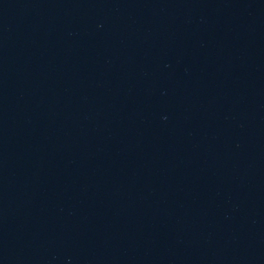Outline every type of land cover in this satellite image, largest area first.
Returning a JSON list of instances; mask_svg holds the SVG:
<instances>
[{
	"label": "water",
	"instance_id": "95a60500",
	"mask_svg": "<svg viewBox=\"0 0 264 264\" xmlns=\"http://www.w3.org/2000/svg\"><path fill=\"white\" fill-rule=\"evenodd\" d=\"M0 264H264V0H0Z\"/></svg>",
	"mask_w": 264,
	"mask_h": 264
}]
</instances>
